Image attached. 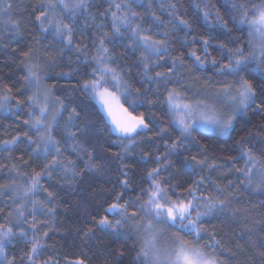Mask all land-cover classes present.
<instances>
[{
  "label": "snow or ice",
  "instance_id": "snow-or-ice-1",
  "mask_svg": "<svg viewBox=\"0 0 264 264\" xmlns=\"http://www.w3.org/2000/svg\"><path fill=\"white\" fill-rule=\"evenodd\" d=\"M132 4L144 7L140 0H112L109 8L99 14L104 19L111 12L110 33L103 31L106 27L103 22L95 23L96 18H90L93 21L91 26L97 30L91 40V57L89 58L87 45L77 44L75 51L78 61L82 55V62L86 66L92 64L93 67L84 73L90 78L73 87L79 88L88 100L98 102L100 110L108 118L104 126L110 134L116 135L122 148L120 153H113V157H122L130 147H135L137 136L151 131L150 124L154 121H149L144 112L134 114L136 107L143 103L140 98H147L149 93L155 99H148L147 103L152 106L157 103L166 105L171 116L169 124L175 126L179 135L175 139L169 137L171 143L164 141V152L154 157L149 152L143 154L141 160L144 164L152 159L156 166L148 169L144 177L148 184L140 187L139 191L130 186L128 174L132 169L123 164L118 165L116 183L122 191L116 192L115 188L110 190L109 196L114 193L112 202L103 207L104 214L99 219L95 215L92 217V223L97 230L110 236L128 231L137 234L138 239L132 245L135 249V255L131 257L132 264H226V250L215 238V234L208 233V240L201 242L206 234L201 222L213 214H223L229 209L232 200L238 198V193L228 191L233 184L250 194L264 196V141L259 142V155L253 151L257 148L256 144L249 147L243 145L242 141H237L238 146H241L239 155L229 157L225 163L238 159L244 163L241 167L229 169L228 175L235 179L228 180L225 185L213 181L208 175L198 177L187 186L182 183L170 184L168 181L173 179L172 174L164 178H160V174L172 167L171 161L167 159L169 155L183 147L185 142H196L194 132L203 134L204 131H210L218 136L228 137L233 132L236 121L245 118L250 109L254 113L264 112V0H233L230 9L232 15L227 21L218 12L214 21H211L212 5L206 4L201 18L208 25L209 35L201 36L199 40L193 39V43L203 46L202 49L193 48L186 54L176 56L170 55L174 49L169 44L167 33L160 31L165 22L155 12L147 16L141 15L133 10ZM33 7L34 10L42 9L34 17L41 37H50L51 45L62 44L61 51L73 48V37L77 29L84 32L88 28L87 22L79 24L78 21L81 17L85 21L89 19V0H40ZM11 8V0H0V16H6ZM145 19L150 21L148 28L142 26ZM167 23L177 30L191 31L189 22L177 19L175 13ZM230 23L233 25L232 29L228 27ZM3 25L19 32L18 20L9 17L3 20ZM217 29L229 35L228 43L221 42L213 46L212 40L215 37L211 34ZM233 30L243 34L246 40L242 36L232 38L230 33ZM155 36L164 38L156 39ZM35 44L38 46L39 40ZM229 44L235 46L229 47ZM109 45L123 47L125 53L121 55L130 53L136 56L137 52L140 53L131 65L140 69L142 87L134 90L130 87L123 70L115 65L116 56ZM210 47L218 49L220 55L213 56L209 52ZM198 52L202 54H197ZM185 55L191 61L189 72L208 75L193 77L191 83L186 84L181 71L185 69ZM52 60L54 57L47 52H41L38 47H29L28 51L22 53L21 64L25 74L22 77L23 88L18 92L20 95L24 92L30 94L25 99H19L11 95L12 88L7 85L0 91V109L16 113L27 105V119L23 121V127L28 129L22 135L18 133L13 136L11 140L0 141V145L11 148L23 139L26 146L35 145L32 156L37 160L42 157L47 161L39 171L20 172L19 168L29 164V161L21 157L19 164L10 166V174L23 182L13 181L0 185V195L11 194V201L15 205L4 217V222H0V264H17L15 257L9 258L6 251L13 241H24L28 245L27 250L22 252L21 264H61L58 255L40 259L42 253L47 251L44 241L49 236V230L39 234L40 227H44L47 222L37 221L35 217L37 214L53 217L56 209L53 203L55 193L49 190L52 186L43 187L40 181L51 179L53 173L59 171L65 181L62 186H67L87 172L102 169V165L94 162L96 158L93 152L76 139L82 129L89 127L75 124L80 119L77 111L79 105L69 111L64 123L66 139L72 143L61 146V141L53 135L66 105L62 99L53 100L51 93L54 86L45 84L48 78L45 67ZM169 61L170 66L165 71L153 72L154 68H160ZM60 75L66 76L68 73ZM153 85L156 86L154 92ZM129 96L136 99L129 100ZM160 96H163V100L159 99ZM53 103L58 104L54 109ZM167 131L162 127L154 136L156 139H163ZM125 140L126 144L123 143ZM69 149L77 159L63 156ZM81 162L83 168L77 171ZM183 164L190 173H194L197 168L204 171L205 165L212 171L220 166L215 161L208 164L207 157L199 159L196 155L185 157ZM139 183L143 184V180ZM205 183L211 186V191L202 190ZM129 192H135L136 195L125 199ZM39 195H44V199H38ZM104 203L106 202H102L101 206ZM130 207L133 210L130 211ZM2 214L3 210L0 209V215ZM169 229L172 231L168 244L163 248L158 247L159 237ZM83 236L92 239L93 229L84 231ZM255 243L261 249L255 255L264 264V236L258 237ZM120 256H123V252H120ZM86 261V256L63 258V264H86Z\"/></svg>",
  "mask_w": 264,
  "mask_h": 264
},
{
  "label": "trees",
  "instance_id": "trees-1",
  "mask_svg": "<svg viewBox=\"0 0 264 264\" xmlns=\"http://www.w3.org/2000/svg\"><path fill=\"white\" fill-rule=\"evenodd\" d=\"M89 2V19L85 21V18L81 17L78 21L79 24L87 22L88 28L84 32L77 29L73 37V48L61 51L63 45L59 43L51 45L50 37L43 39L38 31V25L34 22L35 14L42 9L34 10L33 6L40 3V0H11V11L6 16H0V91H3L7 85L12 88L11 95L19 99H25L30 94L24 92L23 95H20L18 92L23 88L22 77L25 74L21 64L22 53L28 51L29 47H38L41 52H47L49 56L54 57V60L49 61L45 67L48 77L45 84L54 86L51 93L52 98L53 100L62 99L66 105V110L53 135L61 141V146L72 143L66 139L64 123L68 119L69 111L79 105L77 111L80 113V119L75 121V124L77 126L89 125V127L82 129L76 139L83 147L93 152L96 158L94 162L102 165L100 171L87 172L67 186H62L65 181L59 171L53 173L51 179L45 178L40 181L43 187L52 186L49 190L55 193L53 203L56 205L53 217L42 214H37L35 217L37 221L47 222L44 227H40L39 234L49 230V236L44 241L47 245V251L42 253L40 259L58 255L61 264H63L64 257L75 259L86 256V264H132L131 257L135 255V249L132 248V245L138 239L137 234L130 231L112 236L102 233L95 228L92 217L95 215L99 219V216L104 214L103 207H106L107 203H111L114 198V193L112 196L108 195L110 190L115 188L116 192L122 191L119 184L116 183L118 165L123 164L132 169L128 174L130 186L139 191L140 187L148 184V181L144 179L148 169L156 166L152 159L144 164L141 160L143 154L149 152L154 157L164 152V141L168 140L169 137L175 139L179 135V131L175 126L169 124L171 116L167 112L166 105L157 103L152 106L147 103L148 99H155L149 93L147 98H140L143 103L136 107L134 114L144 112L149 121H154L153 124H150L151 131H146L137 136L135 147H130L122 157H113V153L122 151L116 135L110 134L104 126L107 120L96 101L88 100L79 88L74 89L73 87L78 82L90 78L84 73L89 72L93 67L92 64L86 66L82 62V55L78 61L75 51L77 44L87 45L89 58L91 57V40L97 30L91 26L93 21L90 18L94 16L96 18L95 23L103 22L106 25L103 31L111 32V12L104 19H101L99 14L109 8L112 0H89ZM116 2H123V0H116ZM140 2L143 3L144 7L132 4L133 10L143 16L155 12L160 20L165 22L161 25L160 31L167 33L169 44L174 49L170 55L176 56L181 53L186 54L193 48L202 49L203 46L199 43H193V39L199 40L201 36L209 35L208 25L201 18L202 10L206 4L212 5L213 17L209 18L211 21H214L217 12L223 20L227 21L232 15L230 9L233 0H140ZM173 13L177 19L187 20L191 25V31H180L175 29L172 24L167 23ZM9 17L20 22L18 33L11 28L4 27L3 20ZM149 25L150 21L145 19L142 26L148 28ZM228 27L232 29L233 25L230 23ZM211 35L215 37L212 40L213 46L229 41V35H225L219 29ZM230 36L232 38L242 36L246 40L243 34L235 30L230 33ZM155 38L163 39L164 37L155 36ZM185 38H187V42H185ZM37 40H39L38 46L35 44ZM228 46L234 47L235 45L229 44ZM109 47L112 48L116 56L115 65L123 70L130 87L133 90L142 87L140 69L131 65V62L135 61L140 53L137 52L136 56H132L130 53L121 55L125 53L123 47L119 45H109ZM209 52L213 56L220 55L215 47H210ZM197 54L202 53L198 52ZM190 64V59L185 55V69L181 71L184 73L186 84L191 83L193 77L208 75V73L189 72ZM169 66L170 61L160 68H154L153 72L165 71ZM62 73H68V75H60ZM217 79L220 78L217 77ZM256 82L259 83L258 80ZM155 90L156 86L153 85L152 91ZM128 99L135 100L136 97L129 96ZM159 99L163 100V96H160ZM52 105H54L52 108L58 106L56 103ZM125 106L128 105L125 104ZM25 119H27V105H24L16 113L0 109V141L11 140L18 133L22 135L28 131L27 128L23 127ZM162 127L168 130L167 135H164L163 139H156L154 133L159 132ZM72 130L75 131V129ZM31 135L35 136L36 134L31 133ZM193 135L196 142H185L183 147L167 157L171 161L172 167L166 172H161L160 178L172 174L173 179L168 181L170 184L182 183L187 186L198 177L208 175L213 181L225 185L228 180L235 179L234 176L228 175L229 169L241 167L244 163L240 159L234 160L232 163H225L229 157L239 155L241 146H238L237 141H242L243 145L249 147L256 144L257 148H254L253 151L259 155L257 150L259 142L264 141V112L254 113L250 109L245 118L236 121L235 128L228 137H221L208 131H204L203 134L194 132ZM168 142L171 143V140ZM123 143L126 144L127 141L125 140ZM34 147L35 145L26 146L23 139L11 148H3L0 145V149H2L0 150V166H3L0 167V185L9 184L13 181L16 183L23 182L19 177L10 174V166L19 164L21 157L23 160L29 161V164L19 168L18 171L31 173L33 170H40L43 163L47 161H44L42 157L37 160L32 156V148ZM193 155L199 159L207 157L208 164L215 161L220 166L212 171L205 165L204 171L197 168L194 173H190L183 161L185 157L190 158ZM63 156L69 159H77L70 149L65 151ZM81 168H83L82 162L77 171ZM141 180H143V184L139 183ZM202 190L211 191V186L205 183ZM228 191L238 193V198L232 200L229 209H226L223 214H213L202 220L201 223L206 229V234L201 238V242L208 240V233H213L215 238L220 241L223 249L226 250L224 255L226 264H261L259 257L255 255L261 249L255 242L258 237L264 236V196L250 194L237 184H233V187ZM135 195V192H129L125 199ZM37 198L43 200L44 195H39ZM102 202L106 203L101 206ZM14 207L11 194L0 195V209L3 210V214L0 215V222H4V217ZM129 210L133 209L130 207ZM89 228H92L94 232L92 239H86L83 236L84 231ZM250 229L251 233H249ZM169 231L171 233L172 230L169 229ZM30 235L31 233H29ZM129 236L132 238L129 239ZM160 244L158 242L159 247ZM27 247L28 245L24 241H13L6 250L8 257H15L17 264H21L22 252L26 251ZM120 252H123V256H120Z\"/></svg>",
  "mask_w": 264,
  "mask_h": 264
},
{
  "label": "rangeland",
  "instance_id": "rangeland-1",
  "mask_svg": "<svg viewBox=\"0 0 264 264\" xmlns=\"http://www.w3.org/2000/svg\"><path fill=\"white\" fill-rule=\"evenodd\" d=\"M97 103V105L99 106V108H100V105H99V103L98 102H96ZM54 105H52V107H53ZM54 109V108H53ZM102 111V110H101ZM102 113H103V111H102ZM103 115H104V117L106 118V120L108 121V118L106 117V115L103 113ZM208 132H210V131H208ZM212 133V132H211ZM169 236H170V231L168 230L167 231V233H165L164 235H161L160 237H159V242L161 243L160 244V247L161 248H163V247H165L167 244H168V242H169ZM159 247V246H158Z\"/></svg>",
  "mask_w": 264,
  "mask_h": 264
}]
</instances>
